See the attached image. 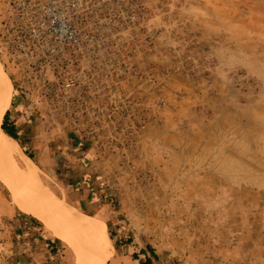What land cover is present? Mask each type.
Masks as SVG:
<instances>
[{
	"label": "rangeland",
	"instance_id": "obj_1",
	"mask_svg": "<svg viewBox=\"0 0 264 264\" xmlns=\"http://www.w3.org/2000/svg\"><path fill=\"white\" fill-rule=\"evenodd\" d=\"M123 1L136 6L119 32L133 61L93 104L96 133L53 118L0 49L18 162L31 156L46 186L104 223L103 264H264V0ZM26 210L0 180V264H87Z\"/></svg>",
	"mask_w": 264,
	"mask_h": 264
},
{
	"label": "built area",
	"instance_id": "obj_2",
	"mask_svg": "<svg viewBox=\"0 0 264 264\" xmlns=\"http://www.w3.org/2000/svg\"><path fill=\"white\" fill-rule=\"evenodd\" d=\"M2 0L0 49L23 90L52 104L51 116L69 120L75 134L99 131L108 87L122 84L132 54L119 32L137 21L118 0ZM86 120V122H85Z\"/></svg>",
	"mask_w": 264,
	"mask_h": 264
},
{
	"label": "bare ground",
	"instance_id": "obj_3",
	"mask_svg": "<svg viewBox=\"0 0 264 264\" xmlns=\"http://www.w3.org/2000/svg\"><path fill=\"white\" fill-rule=\"evenodd\" d=\"M11 100V86L0 64V180L18 205L37 212L47 227L70 241L83 262L103 264L114 251L104 223L81 214L46 186L48 184L43 183L38 166L30 158L27 157L25 164L18 162L19 145L1 128ZM5 163H8L9 170L5 169Z\"/></svg>",
	"mask_w": 264,
	"mask_h": 264
},
{
	"label": "trees",
	"instance_id": "obj_4",
	"mask_svg": "<svg viewBox=\"0 0 264 264\" xmlns=\"http://www.w3.org/2000/svg\"><path fill=\"white\" fill-rule=\"evenodd\" d=\"M1 126H2L1 127L2 130L8 136H10L11 138H13L16 141H19L17 129L15 128L13 122L11 121V115L9 113L5 114L4 121H3V124ZM30 158H32V157L30 156ZM112 238H113V235H112ZM147 249H148V252H150L157 259V255L155 254L154 250L150 246H148ZM146 252H147L146 250H141L140 254L145 255ZM133 258H134V260H138L139 256L137 254H134ZM141 264H153V260L150 257H146L145 260L141 261Z\"/></svg>",
	"mask_w": 264,
	"mask_h": 264
},
{
	"label": "crops",
	"instance_id": "obj_5",
	"mask_svg": "<svg viewBox=\"0 0 264 264\" xmlns=\"http://www.w3.org/2000/svg\"><path fill=\"white\" fill-rule=\"evenodd\" d=\"M23 102L22 101H17V107H20L21 106V104H22ZM11 105V107H9L10 108V110H9V112L8 113H13V111H16V110H14V109H16V107H14V106H12V104H10ZM6 112V113H7ZM5 116V115H4ZM13 117H14V115L13 116H11V121L13 122V124H14V126H15V128L17 129V127H16V123L14 122V119H13ZM4 119V118H3ZM18 133V132H17ZM81 146V145H80ZM84 146V145H83ZM22 207V206H21ZM23 209H27L26 211H27V213H32V212H34L33 210H31V209H29V208H25V207H22Z\"/></svg>",
	"mask_w": 264,
	"mask_h": 264
}]
</instances>
